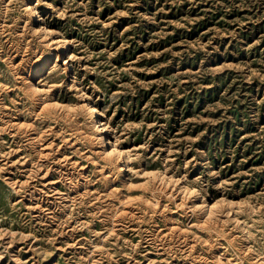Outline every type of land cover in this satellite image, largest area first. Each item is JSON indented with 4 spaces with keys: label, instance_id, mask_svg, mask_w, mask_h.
Wrapping results in <instances>:
<instances>
[{
    "label": "rangeland",
    "instance_id": "374dc122",
    "mask_svg": "<svg viewBox=\"0 0 264 264\" xmlns=\"http://www.w3.org/2000/svg\"><path fill=\"white\" fill-rule=\"evenodd\" d=\"M25 2L0 0V264H257L264 0H33L71 50V73L59 61L39 80L42 100L24 68L50 47ZM80 90L129 178L95 153ZM221 197L242 228L219 238L193 202Z\"/></svg>",
    "mask_w": 264,
    "mask_h": 264
},
{
    "label": "bare ground",
    "instance_id": "6f19581e",
    "mask_svg": "<svg viewBox=\"0 0 264 264\" xmlns=\"http://www.w3.org/2000/svg\"><path fill=\"white\" fill-rule=\"evenodd\" d=\"M4 5V4H3ZM25 11L28 14V17L31 18V22L34 24L35 22L36 27L34 28L35 31L37 33H39L40 37H44L46 38V45L50 47L49 52L46 54V56H44L43 58H41L42 56L40 55L38 59L41 58L40 61L31 63L28 67H26V70L24 68V75H23V80L25 82V87L27 88V90L29 92H31L34 96H36L35 99L37 100H42V92L44 91V87L42 85V87L39 84V80L41 79L42 76H44L49 69H51L54 66L57 65V62H62L64 64V73H71L72 72V63H71V54H70V41L69 39L63 35V34H58V32H56L54 29H52V27H49L43 23L39 24V20H41L40 16L37 13L36 7L33 4V0H26L25 2ZM4 7V6H3ZM27 21V20H26ZM24 25V23H23ZM31 25V24H30ZM33 28V27H32ZM23 29V28H22ZM21 36V35H20ZM26 37V36H25ZM30 37V36H29ZM39 37L40 41L41 38ZM28 39V38H27ZM9 44V43H8ZM15 47V46H14ZM35 48V47H34ZM24 49V48H23ZM42 50V49H41ZM40 50V51H41ZM10 51V50H9ZM36 52V51H35ZM15 53V52H14ZM13 53V54H14ZM40 53V52H39ZM69 53V56H64L65 54ZM38 54V53H37ZM21 57V56H20ZM3 58V57H2ZM10 58V57H9ZM33 58V57H32ZM13 59V57H12ZM35 59V58H34ZM33 61V60H32ZM23 67V66H22ZM20 75V74H19ZM22 76V75H21ZM19 79V78H18ZM20 80V79H19ZM72 83V82H71ZM52 87V86H50ZM48 88V87H47ZM16 89V88H15ZM48 90V89H46ZM79 95L81 96L82 100H83V110H84V114L86 116V118L89 121L90 124V129H91V139L92 142L96 144V147L94 148L95 153L102 157L103 159H105L106 161L109 162H118V173L120 177L123 178H127L129 175V169H130V165H131V156L128 154V151L125 148H122L115 140H113L111 138V133L109 131L107 122L104 121L102 115L103 113L100 111V109L97 107V104L92 101V100H88L85 97V93L80 90ZM46 97V96H44ZM49 97V96H48ZM47 99V98H46ZM36 101V100H35ZM45 101V100H43ZM37 102V101H36ZM46 102V101H45ZM37 104V103H36ZM55 105V104H54ZM68 107V106H67ZM71 107V106H70ZM69 107V108H70ZM74 108V107H73ZM51 109V108H50ZM55 112V111H54ZM56 113V112H55ZM51 114H53L51 112ZM57 114V113H56ZM69 120V119H68ZM33 124V123H32ZM32 127V126H31ZM3 129V128H2ZM66 129V128H65ZM50 131V130H49ZM60 132V131H56ZM46 133V132H45ZM62 133V132H61ZM40 134V133H39ZM37 134V135H39ZM86 134V132H85ZM37 137V136H35ZM79 137V136H78ZM86 137V136H85ZM90 141V140H89ZM58 146V144H57ZM40 149V148H39ZM6 151V150H5ZM38 155V154H37ZM61 160V159H60ZM111 166V165H110ZM32 169V168H31ZM38 170V169H37ZM34 171V170H33ZM36 171V170H35ZM140 172V171H139ZM159 172V171H158ZM157 172V173H158ZM163 172V171H162ZM162 172H160L162 174ZM48 173V172H47ZM145 173V172H144ZM35 174V173H34ZM149 174V172H148ZM152 174V173H151ZM110 175V174H109ZM147 175V173H146ZM158 176L160 174H157ZM156 175V177H157ZM170 176V175H169ZM118 177V176H117ZM155 177V176H154ZM164 177V176H163ZM162 177V180H164V178ZM129 178V177H128ZM153 178V177H152ZM158 178V177H157ZM161 179V177H159ZM178 178V177H176ZM175 178V179H176ZM28 179V178H27ZM155 179V178H154ZM168 179V178H167ZM170 179L173 178L170 177ZM182 179V178H181ZM123 180V179H122ZM169 180V179H168ZM128 181V179H127ZM161 181V180H160ZM24 182V181H23ZM126 182V181H125ZM174 182V181H173ZM172 182V183H173ZM176 182V181H175ZM46 183V182H45ZM129 183V182H128ZM163 183V182H162ZM167 184V182H165ZM177 183H179V178L177 180ZM15 184V182H14ZM108 184V183H107ZM114 184V183H113ZM132 184V183H131ZM130 184V185H131ZM175 184V183H174ZM126 185V184H125ZM178 185V184H177ZM173 186V185H172ZM182 186V185H181ZM188 186V185H187ZM138 187V186H137ZM156 187V186H155ZM161 187V186H160ZM165 187V186H164ZM167 187V185H166ZM175 187V186H174ZM131 188V187H130ZM157 189V187H156ZM178 189V188H177ZM182 189V187H181ZM56 190V189H55ZM159 190V189H158ZM165 190V189H164ZM163 190V191H164ZM179 190V189H178ZM54 191V190H53ZM185 194L186 192L189 195H192V198H197L198 194L197 190L194 188H183L182 190ZM179 192V191H178ZM177 192V193H178ZM47 193V192H46ZM153 193V192H152ZM169 193V192H168ZM182 193V192H181ZM48 194V193H47ZM187 194V196H188ZM152 196V195H151ZM181 196V195H180ZM185 196V198L187 197ZM200 196V195H199ZM173 197V196H172ZM171 197V198H172ZM176 197V196H175ZM143 198V197H142ZM201 198V197H200ZM64 199V198H63ZM182 199V198H181ZM188 199V198H187ZM131 200V199H130ZM136 200V199H135ZM132 201V200H131ZM146 201V200H145ZM176 201V199H175ZM188 201V200H187ZM206 201V200H205ZM213 201V200H212ZM149 202V201H148ZM160 202V201H159ZM175 203V202H174ZM187 204V203H186ZM233 203L228 201L226 198L221 197V198H216L213 202H211L210 204H204V201L202 200V202H193V206L195 208H199V209H205L206 216L208 219V229L211 232H216L220 236L225 235V225L227 222L229 221H233L235 223V225H239L240 226V222L238 220V217L234 216V214H232V210H233ZM180 208V207H179ZM162 209V208H161ZM182 209V208H181ZM249 211V210H248ZM133 212V211H132ZM198 223V222H197ZM243 223V222H242ZM195 225V224H194ZM200 225V224H199ZM241 227V226H240ZM242 228V227H241ZM259 228V227H258ZM229 232V231H228ZM248 232L245 233V235H247ZM251 233V232H250ZM183 234V233H182ZM234 235V234H232ZM234 237V236H233ZM224 238V237H223ZM249 238V237H248ZM230 239V238H229ZM212 241V240H211ZM247 241V240H246ZM245 243V242H244ZM249 244V243H248ZM248 244L243 247V250H252V248H250L248 246ZM252 244V243H251ZM243 245V244H242ZM192 247V246H191ZM237 247V246H236ZM240 250V249H239ZM258 252V251H257ZM219 253V252H218ZM245 253V252H244ZM255 251L253 253V255H255ZM239 255V253H238ZM259 253L256 254V256H254L253 259L254 262H256L257 264H264V257L262 258V255H260L261 257H259ZM264 256V255H263ZM225 260H224V259ZM252 259V258H251ZM217 260H221V264H229V257H223V256H217ZM232 260V259H231ZM243 260V259H241ZM235 264H239V262L241 261H233ZM243 262V261H242Z\"/></svg>",
    "mask_w": 264,
    "mask_h": 264
}]
</instances>
